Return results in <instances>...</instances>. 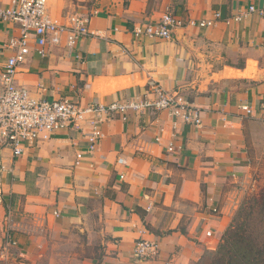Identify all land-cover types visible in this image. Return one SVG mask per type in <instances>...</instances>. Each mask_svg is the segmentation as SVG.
<instances>
[{"label":"crops","instance_id":"obj_1","mask_svg":"<svg viewBox=\"0 0 264 264\" xmlns=\"http://www.w3.org/2000/svg\"><path fill=\"white\" fill-rule=\"evenodd\" d=\"M148 4L131 0L121 13L90 16L96 34L75 48L66 34L50 39L44 56L33 44L16 75L37 97L108 103L160 84L200 109L199 126L175 123L164 109L111 118L94 151L87 118L83 128L61 129L17 158L0 146V211L4 201L20 200L24 217L52 236L112 237L101 261L81 264H189L198 246L187 237L220 240L251 178L244 122L264 118V15L247 12L264 9V0H162L150 14ZM167 7L185 20L173 37L136 39L133 26ZM216 11L214 25H198ZM18 34L15 20L0 17V45ZM10 54L0 53V67ZM140 238L157 240L160 257L138 260Z\"/></svg>","mask_w":264,"mask_h":264},{"label":"built area","instance_id":"obj_2","mask_svg":"<svg viewBox=\"0 0 264 264\" xmlns=\"http://www.w3.org/2000/svg\"><path fill=\"white\" fill-rule=\"evenodd\" d=\"M51 1L13 0V7H0V17L15 20L19 24V34L0 45V53L11 50L10 56L0 67V146L11 149L14 158L21 156L27 147L50 139L61 129L83 128L79 122L85 118L89 122L87 138L90 151H94L101 143L103 124L116 117L127 121L130 111L142 116L150 111L164 109L175 123L202 124L198 106L186 96L171 92L160 84L151 86L139 98L85 104L70 97H37L27 87L17 84L19 66L31 53L33 44L37 46L38 54L44 56L50 39L58 40L66 34L68 45L75 48L80 39L96 34L90 28V16H58L50 11ZM255 11L264 15V9L258 10L255 5H251L247 13ZM220 17L221 13L216 11L213 19L201 20L199 24L193 19L186 22L188 25L205 27L214 25ZM184 22L181 15L167 7L159 19L135 24L132 33L136 39H171L176 28L183 26ZM243 109L247 114H252L250 106L244 105ZM173 149L171 145L169 151ZM118 163L123 164L125 161L119 158ZM207 235H211V231ZM160 254L161 247L157 240L140 238L136 241L134 255L138 260H156Z\"/></svg>","mask_w":264,"mask_h":264},{"label":"rangeland","instance_id":"obj_3","mask_svg":"<svg viewBox=\"0 0 264 264\" xmlns=\"http://www.w3.org/2000/svg\"><path fill=\"white\" fill-rule=\"evenodd\" d=\"M130 2L131 0H52L51 10L58 16L116 14L128 8ZM160 2L162 0H149L146 13L150 14L156 3ZM244 124L251 178L240 204L246 197L256 194L264 184V178L259 174V170L264 171V118L246 120ZM3 204L4 209L0 211V264H81L91 260L99 262L106 255L107 242L113 240L112 237H103L100 234L95 237L82 235L79 230L75 237L72 234L55 237L46 229L34 227L30 219L24 217L22 201L16 200L12 204L11 201H4ZM24 226H28V230ZM187 238L198 246L189 264H211L213 252L219 248L222 236L220 240L219 237Z\"/></svg>","mask_w":264,"mask_h":264},{"label":"trees","instance_id":"obj_4","mask_svg":"<svg viewBox=\"0 0 264 264\" xmlns=\"http://www.w3.org/2000/svg\"><path fill=\"white\" fill-rule=\"evenodd\" d=\"M211 264H264V184L240 204Z\"/></svg>","mask_w":264,"mask_h":264}]
</instances>
